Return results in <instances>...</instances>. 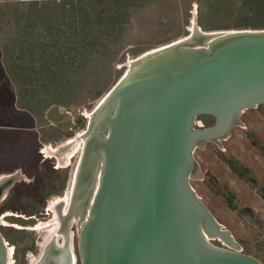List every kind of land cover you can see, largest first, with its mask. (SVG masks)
Segmentation results:
<instances>
[{
	"label": "water",
	"instance_id": "obj_1",
	"mask_svg": "<svg viewBox=\"0 0 264 264\" xmlns=\"http://www.w3.org/2000/svg\"><path fill=\"white\" fill-rule=\"evenodd\" d=\"M209 35L141 53L103 96L65 211L81 213L97 178L76 232L79 264H262L238 250L188 179L196 146L225 139L243 110L264 104V28ZM45 251L38 264L68 261L52 241Z\"/></svg>",
	"mask_w": 264,
	"mask_h": 264
},
{
	"label": "rangeland",
	"instance_id": "obj_2",
	"mask_svg": "<svg viewBox=\"0 0 264 264\" xmlns=\"http://www.w3.org/2000/svg\"><path fill=\"white\" fill-rule=\"evenodd\" d=\"M127 8L129 19L122 34L112 43L120 47L119 53L115 55L110 44V48L101 54L97 51L98 47H93L95 42L91 40L82 65L70 71L73 74L63 77L66 80L61 81L59 87L47 82L44 77L34 83H17V78L21 77L8 73L9 65L1 60L3 52L0 45V123L9 122V112L4 105L10 94L15 106L34 117L32 121H27L33 122L29 131L11 127L0 129V168L11 166L9 170L17 168L25 176L13 183L0 203V213L11 212L22 217L34 215L42 222L49 219L50 215L45 214L47 206H51L56 201L55 196L64 190L68 177L62 195L71 185L80 153L76 144H82L77 136L85 130L90 113L105 93L128 69L129 61L141 53L186 37L194 26L206 33L258 29L249 25L253 21L250 19L252 11L245 0H135ZM208 27L211 29L203 30ZM1 33L2 38L6 36V29L3 28ZM65 42L69 47L78 44L70 39ZM137 51L141 52L134 55L133 52ZM21 60L17 62L21 63ZM259 106L264 110V104ZM197 119L204 126L212 123L209 116L201 115ZM248 135L264 147V116L257 106L240 113L239 124L230 128L225 139L218 143L205 141L194 148L192 157L197 172L190 176L188 182L216 221L230 232L238 250L264 264V156L249 143ZM8 136L15 139L10 141ZM39 139L43 145L38 142ZM72 139L75 140L71 150L64 156L58 155ZM11 143L15 144L12 150L8 149ZM46 147L58 150L46 154ZM40 151L46 158L42 157ZM26 156L30 162L19 161ZM223 157L246 168L254 180L253 186L232 173L223 162ZM225 191L233 195L232 204L237 209L248 208L252 212L254 221L241 218L227 207L222 195ZM34 221L23 223L4 219L0 222V233L13 248V264H28L30 258L36 257V244L42 242L46 233L48 235L55 226L50 221L48 224L38 222L42 226L50 225L39 230L24 228ZM79 222L71 228L76 264H79L75 247Z\"/></svg>",
	"mask_w": 264,
	"mask_h": 264
},
{
	"label": "trees",
	"instance_id": "obj_3",
	"mask_svg": "<svg viewBox=\"0 0 264 264\" xmlns=\"http://www.w3.org/2000/svg\"><path fill=\"white\" fill-rule=\"evenodd\" d=\"M134 2L135 0H0V33L3 28L7 31L3 38L0 35L3 52L1 60L8 63V73L20 75L17 83H34L44 77L47 82L59 87L60 82L66 80L63 77L73 74L70 71L82 65L88 48L91 47L88 45L91 40L95 42L93 47H98L97 51L101 54L110 47L115 55L119 53L120 47L112 43L122 34L129 19L127 7ZM245 3L252 11L250 19L253 21L249 25L252 28H263L264 0H245ZM205 29L211 28L203 30ZM69 39L78 44L74 47L66 46L65 41ZM110 44L112 46L109 47ZM140 52L133 53L137 55ZM18 59H22L21 63L17 62ZM259 105L257 107L264 116V110ZM247 139L264 156L263 145L251 135ZM222 160L232 173L253 186L254 180L246 168L231 159L223 157ZM222 195L230 210L241 218L254 221L248 208L237 209L232 204L231 193L225 191Z\"/></svg>",
	"mask_w": 264,
	"mask_h": 264
},
{
	"label": "bare ground",
	"instance_id": "obj_4",
	"mask_svg": "<svg viewBox=\"0 0 264 264\" xmlns=\"http://www.w3.org/2000/svg\"><path fill=\"white\" fill-rule=\"evenodd\" d=\"M196 30H198V29H195V26L193 27V29H192V31H191V33H193V32H195ZM198 31H201V30H198ZM203 32V31H202ZM204 34H207L208 36H211V35H209V34H213V33H206V32H203ZM182 39V38H181ZM181 39H179V40H181ZM206 41H204L203 42V44L205 43ZM164 46V45H163ZM153 50H155V49H153ZM153 50H150V51H147V52H145L144 54H146V53H148V52H151V51H153ZM137 58H139V57H137ZM136 60L137 59H134V60H131V61H129V66H128V69L125 71V73L130 69V68H132V66L136 63ZM124 73V74H125ZM101 102V101H100ZM100 102H99V104L95 107V109L90 113V115H89V119H88V122H87V126H86V128H85V130L81 133V134H79L78 136H77V138H80V140H82V143H83V140H84V138L86 137V134H87V128H88V126L91 124V122H92V119L93 118H95V116L98 114V109H99V106H100ZM76 139V138H75ZM74 139V140H75ZM74 140L72 139L71 141H69V142H67V144H65V146H63V148L61 149V150H63L65 147L66 148H68V150H66V151H64V152H62V154L63 155H65L67 152H69L70 150H71V148H72V146H73V143H74ZM72 145V146H71ZM81 147H82V144H79V145H77L76 144V149H77V151H80V149H81ZM75 149V150H76ZM47 150H51V152H56L57 150H58V148L57 149H53L52 147H47ZM60 150V151H61ZM59 151V152H60ZM48 154V153H47ZM60 155V154H59ZM62 155V156H63ZM76 168V167H75ZM75 171V170H74ZM73 176H74V173H73V175H72V179H71V185H70V187H69V190L66 192V194H65V196H64V198L63 199H59V201H60V211H59V224H60V227H59V229L58 230H56L55 232H53V234H51V236H50V234H48V236H49V238H47V240H46V242L43 244V246L41 247V250H40V254H39V257H38V259H37V261H36V264H38L39 263V261H40V257H41V255H43V253L42 252H44L46 249H47V251H45L46 252V254H48V251H49V247H50V243H51V241L52 242H54V244H56V246L61 250V251H63V255H64V257L66 258L67 257V259H68V261H66L65 263H63V261L61 260V261H59V263H57V264H76L75 262H76V259H73L72 258V255H71V253H70V246H72V232H71V226H72V224L73 223H76V222H78V221H83L84 219H85V216H86V214H87V211H88V206H89V204H90V202H91V199H92V196H93V193H94V191H95V189H96V186H97V178L94 180V183H93V185H92V187H91V189H90V192H89V194H88V196L82 201V203H81V207H82V210H81V213H78V214H72V215H70L69 217H65L66 216V214H65V211H66V207H67V205H68V201H69V196H70V192H71V187H72V183H73ZM4 178V177H3ZM190 178V177H189ZM58 201V200H57ZM56 201V202H57ZM54 204V203H53ZM52 204V205H53ZM50 206L49 208L51 209V211L55 214L56 213V210L57 209H55L54 208V206ZM62 214H64V217H62ZM63 218V219H62ZM53 222V221H52ZM80 222V223H81ZM49 223H51V222H49ZM54 223H55V221H54ZM48 224V223H47ZM43 224H38V225H36V227L34 228V229H40V228H43V227H48V226H50V225H44V226H42ZM38 229V230H39ZM59 236H62L63 237V240L61 241V242H58L57 241V238H59ZM222 244H223V246H227L224 242H222ZM9 252V251H8ZM10 257V256H9ZM50 260H53V257L51 256V258H50Z\"/></svg>",
	"mask_w": 264,
	"mask_h": 264
},
{
	"label": "flooded vegetation",
	"instance_id": "obj_5",
	"mask_svg": "<svg viewBox=\"0 0 264 264\" xmlns=\"http://www.w3.org/2000/svg\"><path fill=\"white\" fill-rule=\"evenodd\" d=\"M38 142L41 145H43V143H42V141L40 139H39ZM48 145H49V143H48ZM39 150H40V148H39ZM44 151L46 152V154L47 153L48 154L51 153V150H47V147L44 149ZM40 154L42 155V157H44V153L43 152L40 151ZM52 154H53V152H52ZM44 158H46V157H44ZM19 161L30 162L31 160L28 159L27 156H26L25 159L19 160ZM8 167H11V166H6L4 168H0V203H2L4 201V199L6 198L9 189L13 186V183L19 182V179H23V177H25L21 173V171L19 169L14 168V169H10L9 170ZM57 167H59V165ZM64 167H66V166H64ZM68 179H69V177H68ZM68 179H67V182H66L64 190L67 187ZM64 190L61 191L60 195L63 194ZM60 195L55 196L56 201L58 200L57 202L54 201L53 202L54 204L51 202L53 204V205L52 204L51 205L54 206L55 209H57L55 214L49 208L50 206H47V208H46L47 210H46L45 214L50 215V217L48 216L49 219L46 220L45 222H42V221H39V220L35 219L34 215H32V216L31 215L30 216H23L22 217L19 214H13L11 212H2V213H0V222L2 223V221H4V219H13V220H17V221H20V222H23V223H29V222H32L33 220H35L30 225L24 226L25 229H29V230L35 231L34 228L36 227L37 224H39V223H48L50 221H53L52 224H54L55 226H53L52 231L48 232V234H50V233L53 234V232L58 230L59 227H60V224H59V211H60V204L61 203H60L59 199H63L64 196H65V195H62L60 197ZM62 217H64V214H62ZM54 221H55V223H54ZM71 228H72V226H71ZM71 232H72V245H73V236H74V234H73L72 230H71ZM51 234H50V236H51ZM46 236L44 237L42 242H39V243L36 244L37 249H38V255L36 257L30 258L28 264H36V261H37V259L39 257V254H40L41 247L46 242L47 238H49L47 233H46ZM62 240H63L62 236H59V238H57L58 242H61ZM73 248H74V246H73ZM12 252H13L12 246L5 240V238L0 233V264H13V260H12V256H11Z\"/></svg>",
	"mask_w": 264,
	"mask_h": 264
},
{
	"label": "crops",
	"instance_id": "obj_6",
	"mask_svg": "<svg viewBox=\"0 0 264 264\" xmlns=\"http://www.w3.org/2000/svg\"><path fill=\"white\" fill-rule=\"evenodd\" d=\"M4 107H6L7 112H9L8 113L9 122L8 123H6V122L0 123V129L7 130V128H9V129L18 128V129L25 130V131H29L32 129L31 125H33V122L28 123L27 121L28 120L32 121V119H34V117L29 115L28 111L15 106L12 94L9 95L8 102H7V104L5 103ZM3 118L5 119L4 115H3ZM26 123H28V124H26ZM3 135H5V138H7L5 133H3ZM8 139L10 141H13L15 138L8 136ZM24 139H26V138H24ZM28 140L29 139H27L26 144L28 143ZM11 144H12V146L10 145L11 147L9 146V148H8L10 150H12V147H15L14 143H11ZM3 148H4V146H3Z\"/></svg>",
	"mask_w": 264,
	"mask_h": 264
}]
</instances>
